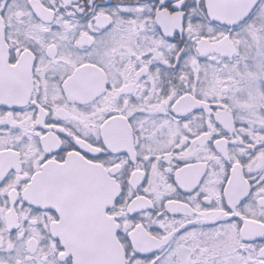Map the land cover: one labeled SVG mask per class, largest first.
I'll return each mask as SVG.
<instances>
[{
	"label": "snow or ice",
	"instance_id": "6c2138e0",
	"mask_svg": "<svg viewBox=\"0 0 264 264\" xmlns=\"http://www.w3.org/2000/svg\"><path fill=\"white\" fill-rule=\"evenodd\" d=\"M0 264H264V0H0Z\"/></svg>",
	"mask_w": 264,
	"mask_h": 264
}]
</instances>
